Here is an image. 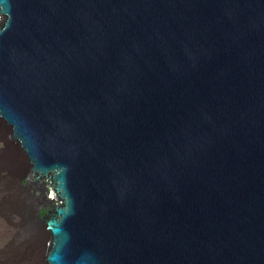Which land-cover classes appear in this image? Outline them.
I'll return each instance as SVG.
<instances>
[{"label": "water", "instance_id": "95a60500", "mask_svg": "<svg viewBox=\"0 0 264 264\" xmlns=\"http://www.w3.org/2000/svg\"><path fill=\"white\" fill-rule=\"evenodd\" d=\"M0 88L48 264H264V0H0Z\"/></svg>", "mask_w": 264, "mask_h": 264}, {"label": "rangeland", "instance_id": "374dc122", "mask_svg": "<svg viewBox=\"0 0 264 264\" xmlns=\"http://www.w3.org/2000/svg\"><path fill=\"white\" fill-rule=\"evenodd\" d=\"M0 127V162H2L1 158L9 153V146H11L14 154L17 155L16 158L18 159V162H15V165H17L21 171L20 175L16 179V186L17 189H19L18 194H20L18 197L24 201L25 219L27 224L22 226V229L16 230L17 228L12 226L13 224H9V222L6 221V219L0 214V259H2L1 257L5 253L7 254V252L14 251L18 254L17 259H15L16 264H21L24 256L30 250L34 249L32 252H38L39 264H47L46 256L51 238H48V232L41 222V218L43 216L39 215L40 218H37V215L45 209V202L43 203L42 198H40L42 203L40 202L37 204L35 200L36 195H43L45 197V193L41 190L36 193V191L29 188V184L34 181L30 177L31 167L24 159V152L21 147H14L10 127L6 123L4 125L1 122ZM1 168L2 166L0 165V170ZM36 204L37 207L39 205L38 208L35 206ZM31 207L34 210L33 215L31 213ZM36 208L38 210H36ZM33 222H36L41 226L43 234L41 238L42 240L40 239L37 241L33 238L34 230L31 227Z\"/></svg>", "mask_w": 264, "mask_h": 264}, {"label": "bare ground", "instance_id": "6f19581e", "mask_svg": "<svg viewBox=\"0 0 264 264\" xmlns=\"http://www.w3.org/2000/svg\"><path fill=\"white\" fill-rule=\"evenodd\" d=\"M6 114H11V111L9 109V106L0 88V122L3 123L4 125L6 123L10 127L11 137L13 139L12 126ZM0 130H1V127H0ZM16 156L17 155L14 154L12 147L9 146V153L3 156V158H1L2 162H0V165L2 166V168L0 172L2 173H0V214L6 219V221L9 222V224H13L12 226L17 228L16 230H20L22 229V226H25L27 224H26V219H25L24 201L18 197V195L20 194H18L19 189H17V186H16V179L18 178L21 172L19 167L15 165V162H18V159L16 158ZM30 172H31L30 177L32 178V169H30ZM29 188L33 191H36V193L40 191V190H36V186L34 182L29 184ZM43 197H44L43 195L42 196L36 195L35 197L36 203L38 204L41 202L40 198H42L43 200L42 202L44 203L45 198ZM37 204L35 205L36 207H37ZM37 208L36 210H38ZM31 213L32 215L34 214V210L32 207H31ZM39 215L43 216L41 218V222L44 225L46 231L48 232L50 225H51V219L53 217H56V213L54 209H43L37 215V218H40ZM31 227L34 230L33 238L39 241L43 236L41 226L38 223L33 222ZM33 250L34 249L30 250L24 256V259L22 260L21 264H39L38 252L36 251L32 252ZM17 255L18 254L14 251L7 252V254L5 253L1 257L2 259H0V264H16L15 259H17ZM48 259H54V246H53L52 240L47 250V256H46L47 264H48Z\"/></svg>", "mask_w": 264, "mask_h": 264}]
</instances>
